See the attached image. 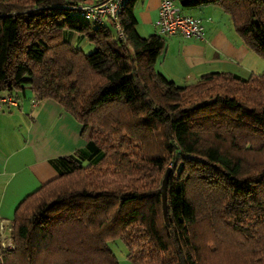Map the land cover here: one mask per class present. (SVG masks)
<instances>
[{"label": "trees", "instance_id": "16d2710c", "mask_svg": "<svg viewBox=\"0 0 264 264\" xmlns=\"http://www.w3.org/2000/svg\"><path fill=\"white\" fill-rule=\"evenodd\" d=\"M78 1L0 0V96L28 88L91 127L16 208L0 264H119L115 239L133 264H264V71L178 85L156 68L169 35L138 30L140 0L119 10L126 40L71 18ZM179 2L220 7L264 60V0Z\"/></svg>", "mask_w": 264, "mask_h": 264}, {"label": "crops", "instance_id": "0c3cea01", "mask_svg": "<svg viewBox=\"0 0 264 264\" xmlns=\"http://www.w3.org/2000/svg\"><path fill=\"white\" fill-rule=\"evenodd\" d=\"M161 1L150 2L145 17L149 32L158 28ZM177 7L201 19L206 36L203 40L168 36V49L156 62V68L168 79L186 85L213 71H231L244 77L264 71V60L244 44L218 6L189 9L179 2ZM70 39L76 42L77 35ZM90 135L91 127L83 131L58 101H37L30 90H23L19 106L1 105L0 224L3 220L12 222L20 202L59 175L53 159L75 153L86 145Z\"/></svg>", "mask_w": 264, "mask_h": 264}, {"label": "built area", "instance_id": "2783aa9c", "mask_svg": "<svg viewBox=\"0 0 264 264\" xmlns=\"http://www.w3.org/2000/svg\"><path fill=\"white\" fill-rule=\"evenodd\" d=\"M125 0H81L71 7L85 20L98 25L106 24L109 20L114 24L118 36L126 40L127 36L119 20V10ZM157 26L160 32L172 35H181L185 38L205 39L206 28L202 20L183 13L174 0H162L159 8ZM1 105L19 106V99L13 95L0 96ZM11 222L3 220L0 224L1 245L6 249L14 248V241L10 235Z\"/></svg>", "mask_w": 264, "mask_h": 264}, {"label": "rangeland", "instance_id": "374dc122", "mask_svg": "<svg viewBox=\"0 0 264 264\" xmlns=\"http://www.w3.org/2000/svg\"><path fill=\"white\" fill-rule=\"evenodd\" d=\"M174 1H175L176 5L179 4L178 0H174ZM150 2L152 3V0H140L135 7V13H136L138 20H139L138 30L143 37H147V36L154 34V33H160V30L156 27H153L155 32H149V27H148L147 22L145 20L146 14H147L148 10H150ZM217 8H218V10H220L222 12V14H224L226 16L228 21L231 22L229 15L227 13H225L220 7H217ZM70 17L73 19H78V20L80 19L77 11L71 12ZM106 24L111 26L109 20H106ZM231 27L233 28L232 22H231ZM78 45L81 48H83L84 51L87 53H90L95 49V45L93 43H91L87 38L82 39V41H80L78 43ZM26 89L29 91L28 88H26ZM109 246L113 249V251L117 255V258L119 260V264H133V262L128 258V249H127L125 243L121 239L111 240L109 242Z\"/></svg>", "mask_w": 264, "mask_h": 264}, {"label": "water", "instance_id": "95a60500", "mask_svg": "<svg viewBox=\"0 0 264 264\" xmlns=\"http://www.w3.org/2000/svg\"><path fill=\"white\" fill-rule=\"evenodd\" d=\"M170 174V169L167 171L164 182H163V186H162V194H163V205H164V214L165 217L167 218V185H168V177Z\"/></svg>", "mask_w": 264, "mask_h": 264}]
</instances>
